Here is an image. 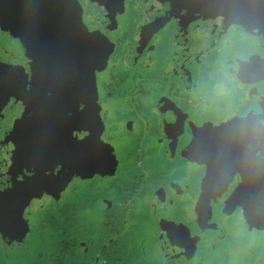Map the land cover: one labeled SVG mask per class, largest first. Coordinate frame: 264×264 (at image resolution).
Segmentation results:
<instances>
[{
    "label": "flooded vegetation",
    "instance_id": "flooded-vegetation-1",
    "mask_svg": "<svg viewBox=\"0 0 264 264\" xmlns=\"http://www.w3.org/2000/svg\"><path fill=\"white\" fill-rule=\"evenodd\" d=\"M21 248L264 264V0H0V264Z\"/></svg>",
    "mask_w": 264,
    "mask_h": 264
},
{
    "label": "rangeland",
    "instance_id": "rangeland-1",
    "mask_svg": "<svg viewBox=\"0 0 264 264\" xmlns=\"http://www.w3.org/2000/svg\"><path fill=\"white\" fill-rule=\"evenodd\" d=\"M227 86H223L222 89H225ZM177 116V109L175 111V113L172 114V116ZM181 115L178 116V119L176 122H178L181 118ZM176 119V117H175ZM111 130V129H110ZM108 129V131L110 133H112V130L110 131ZM185 143L188 141L187 138H184ZM124 142L125 140H120V142L118 143L119 147L124 148ZM183 170H185L184 168H181V180L183 176ZM177 174V172L175 173ZM187 181H190V179H187ZM45 242V241H43ZM42 245H45L44 243H42ZM50 247V246H48ZM48 249V248H47ZM20 253H17L13 258H7V260L5 261V264H61V261L63 259V256H61V254H57L55 256H48L46 255V253H48V250H44L45 252H33V251H28L27 249H19ZM221 248H218L216 251L217 254V258H213V264H223L222 263V258H223V253L221 252ZM246 255V253H245ZM18 258V259H17ZM65 258V256H64ZM44 259V260H41ZM233 264H238L237 261H234ZM239 264H247V261L245 260V258L240 259V263Z\"/></svg>",
    "mask_w": 264,
    "mask_h": 264
},
{
    "label": "water",
    "instance_id": "water-1",
    "mask_svg": "<svg viewBox=\"0 0 264 264\" xmlns=\"http://www.w3.org/2000/svg\"><path fill=\"white\" fill-rule=\"evenodd\" d=\"M57 149L56 148H53V150H52V152L50 151L49 153H50V158H48L49 160L46 162V163H48V165H50L51 163H54V162H60V161H62L61 159H60V157H58V156H56V153H55V151H56ZM48 157V156H47ZM6 213H8V212H6Z\"/></svg>",
    "mask_w": 264,
    "mask_h": 264
}]
</instances>
